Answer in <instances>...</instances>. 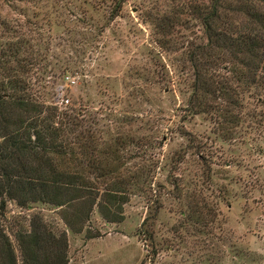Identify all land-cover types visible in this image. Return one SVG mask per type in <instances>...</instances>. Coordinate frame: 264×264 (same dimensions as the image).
Returning <instances> with one entry per match:
<instances>
[{
	"label": "rangeland",
	"instance_id": "obj_1",
	"mask_svg": "<svg viewBox=\"0 0 264 264\" xmlns=\"http://www.w3.org/2000/svg\"><path fill=\"white\" fill-rule=\"evenodd\" d=\"M29 1L23 9L0 2V18L50 44L54 71L43 80L35 69L31 90L45 87L55 105L69 99L61 108L83 112L101 151H117L136 178L122 223L95 211L89 228L98 237L68 231L70 264H264V123L245 121L249 134L224 138L210 117L188 115L183 77L146 22L167 0ZM83 49L84 63H73ZM65 67L75 86L61 77ZM36 213L66 229L53 211L13 204L4 225L12 235Z\"/></svg>",
	"mask_w": 264,
	"mask_h": 264
},
{
	"label": "trees",
	"instance_id": "obj_2",
	"mask_svg": "<svg viewBox=\"0 0 264 264\" xmlns=\"http://www.w3.org/2000/svg\"><path fill=\"white\" fill-rule=\"evenodd\" d=\"M28 1L0 0L21 9ZM167 7L146 22L183 77L188 115L210 117L224 138L242 132L245 121L262 126L264 0H167ZM0 30L7 38L0 43V264H70L68 231L98 237L89 228L95 211L109 224L122 223L136 178L125 175L117 151H101L83 112L50 103L45 87L31 90L35 69L43 80L54 71L48 72L56 59L50 44L43 49L35 37H22L7 18H0ZM86 55L78 50L73 63L83 64ZM61 73L72 72L65 67ZM11 204L53 211L66 229L51 227L36 213L12 230V239L4 225Z\"/></svg>",
	"mask_w": 264,
	"mask_h": 264
},
{
	"label": "built area",
	"instance_id": "obj_3",
	"mask_svg": "<svg viewBox=\"0 0 264 264\" xmlns=\"http://www.w3.org/2000/svg\"><path fill=\"white\" fill-rule=\"evenodd\" d=\"M64 79L68 86H75L77 84V80L71 75L66 76ZM57 105L60 108L67 107L68 105H70V100L67 98H63L59 103H57Z\"/></svg>",
	"mask_w": 264,
	"mask_h": 264
}]
</instances>
